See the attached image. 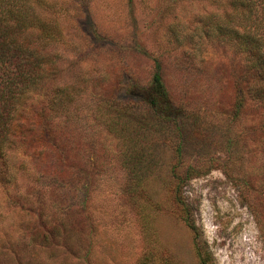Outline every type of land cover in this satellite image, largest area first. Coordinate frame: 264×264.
Returning a JSON list of instances; mask_svg holds the SVG:
<instances>
[{"label":"rangeland","instance_id":"374dc122","mask_svg":"<svg viewBox=\"0 0 264 264\" xmlns=\"http://www.w3.org/2000/svg\"><path fill=\"white\" fill-rule=\"evenodd\" d=\"M75 1L90 11L79 36L99 37L82 61L97 93L136 100L126 89L146 85L159 61L173 102L202 114L205 130L183 150L191 173L181 202L172 196L180 175L168 174L175 156L166 145L132 195L118 141L85 110L58 179L19 168L20 155L13 181L0 183V264H264L263 110L247 99L233 132L223 130L240 56L204 37L194 15L205 2Z\"/></svg>","mask_w":264,"mask_h":264},{"label":"trees","instance_id":"16d2710c","mask_svg":"<svg viewBox=\"0 0 264 264\" xmlns=\"http://www.w3.org/2000/svg\"><path fill=\"white\" fill-rule=\"evenodd\" d=\"M196 1L205 2L194 15L204 37L240 56L232 76L231 116L223 128L232 133L247 99L263 110L264 119V0ZM84 12H90L88 2L0 0V183L13 181L20 155L19 168L30 166L35 177L42 168L58 179L59 169L71 164L61 152L72 148L70 133L80 134L87 110L90 121L118 141L117 162L132 178L127 189L132 195L144 189L160 157L158 145L168 146L175 156L168 174L180 175L171 192L181 202L191 173L183 150L205 130L204 116L173 102L159 61L146 85L126 89L136 100L119 102L110 93H97L88 80L93 70L82 61L93 54L99 37L97 31L90 40L79 36ZM226 144L230 152L231 137Z\"/></svg>","mask_w":264,"mask_h":264}]
</instances>
